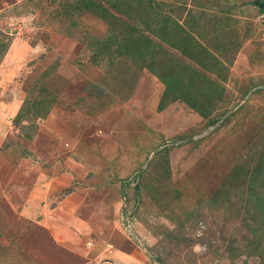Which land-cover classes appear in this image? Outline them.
I'll list each match as a JSON object with an SVG mask.
<instances>
[{
  "label": "rangeland",
  "instance_id": "rangeland-1",
  "mask_svg": "<svg viewBox=\"0 0 264 264\" xmlns=\"http://www.w3.org/2000/svg\"><path fill=\"white\" fill-rule=\"evenodd\" d=\"M255 1L0 0V264H264Z\"/></svg>",
  "mask_w": 264,
  "mask_h": 264
},
{
  "label": "crops",
  "instance_id": "crops-1",
  "mask_svg": "<svg viewBox=\"0 0 264 264\" xmlns=\"http://www.w3.org/2000/svg\"><path fill=\"white\" fill-rule=\"evenodd\" d=\"M111 252L113 254H116L114 251H111ZM138 254H140L139 251H137V254L132 251L131 252L121 251V253H118L117 255L118 262H116V264H147L146 262H143L140 260V258L137 256ZM109 263H113V262H109ZM148 264H152V263L150 262Z\"/></svg>",
  "mask_w": 264,
  "mask_h": 264
},
{
  "label": "built area",
  "instance_id": "built-area-1",
  "mask_svg": "<svg viewBox=\"0 0 264 264\" xmlns=\"http://www.w3.org/2000/svg\"><path fill=\"white\" fill-rule=\"evenodd\" d=\"M263 18H264V13H263ZM133 213L131 212L130 214L128 213L126 217H123V221L124 223L127 224L128 227H133L131 223L135 222L136 220V217H135V214L132 215ZM133 229V228H131ZM134 237H136V233H132Z\"/></svg>",
  "mask_w": 264,
  "mask_h": 264
},
{
  "label": "trees",
  "instance_id": "trees-1",
  "mask_svg": "<svg viewBox=\"0 0 264 264\" xmlns=\"http://www.w3.org/2000/svg\"><path fill=\"white\" fill-rule=\"evenodd\" d=\"M255 2H256L257 4H259L260 0H257V1H255ZM261 10L263 11L262 8H261ZM168 93H169V85H168V87L166 88V92H165L164 96L162 97V100H161L160 106H163V102H164V100L166 99V97L168 96ZM174 97H175V96H174ZM256 204H257V206L260 207V208L263 207L262 204H261V201H260V202L257 201Z\"/></svg>",
  "mask_w": 264,
  "mask_h": 264
},
{
  "label": "water",
  "instance_id": "water-1",
  "mask_svg": "<svg viewBox=\"0 0 264 264\" xmlns=\"http://www.w3.org/2000/svg\"><path fill=\"white\" fill-rule=\"evenodd\" d=\"M259 5L261 6V8H262L263 11H264V0H260Z\"/></svg>",
  "mask_w": 264,
  "mask_h": 264
}]
</instances>
